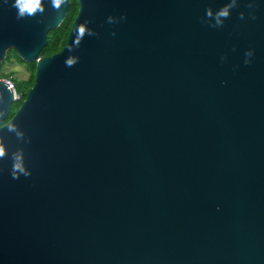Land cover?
<instances>
[{"label":"water","instance_id":"1","mask_svg":"<svg viewBox=\"0 0 264 264\" xmlns=\"http://www.w3.org/2000/svg\"><path fill=\"white\" fill-rule=\"evenodd\" d=\"M13 4L0 64L35 80L4 123L0 79V264H264V0H77L50 56L69 0Z\"/></svg>","mask_w":264,"mask_h":264},{"label":"trees","instance_id":"2","mask_svg":"<svg viewBox=\"0 0 264 264\" xmlns=\"http://www.w3.org/2000/svg\"><path fill=\"white\" fill-rule=\"evenodd\" d=\"M70 7H69V14H67L65 20L62 22V24L55 30L49 31L47 34V44L46 46L41 50V56H50L57 52H59L65 45L66 39L69 33V30L71 28V25L73 23L74 18L77 15L78 12V4L77 0H69ZM15 52L14 50H11L7 53L6 59H9L11 55H13ZM22 63V61H20ZM28 69L30 70L31 74L26 81H18L19 85H24L27 90L19 88V91H16L17 93H21L20 95V101L18 105L19 107L21 102L25 99L27 92L29 89L33 86L34 80H35V63H28L27 64ZM5 78H11L14 82L15 79L12 78V73H0V79ZM15 86V85H14ZM14 114V110L10 113L8 118L4 121V123L8 122ZM3 123V124H4Z\"/></svg>","mask_w":264,"mask_h":264},{"label":"clouds","instance_id":"3","mask_svg":"<svg viewBox=\"0 0 264 264\" xmlns=\"http://www.w3.org/2000/svg\"><path fill=\"white\" fill-rule=\"evenodd\" d=\"M53 6L59 8L63 3V0H52ZM13 7L17 9V19L24 18L25 16H34L38 11H43L42 8V0H14ZM229 7L219 10L216 14L218 22L220 18L226 19L229 15ZM208 16H211L212 13L209 11L206 13ZM80 34L83 35L84 29L80 28ZM69 66H71L72 62L69 61ZM245 64H248V61H245ZM4 155L3 149H0V156ZM17 176H13V179H16Z\"/></svg>","mask_w":264,"mask_h":264},{"label":"rangeland","instance_id":"4","mask_svg":"<svg viewBox=\"0 0 264 264\" xmlns=\"http://www.w3.org/2000/svg\"><path fill=\"white\" fill-rule=\"evenodd\" d=\"M69 14V10L68 13ZM11 51L8 50V52ZM7 52V53H8ZM7 57V54H6ZM20 61H22L20 59V57L16 54V52L10 56L9 59H3L1 64H0V73H12V78L15 79L14 80V85H15V89L16 91H19V88L25 89V91L27 90V88L22 84L19 85L18 81H26L28 80L31 72L27 67L26 62L22 61V63H20ZM19 95H21V93H18ZM20 101V100H19ZM19 101H15L12 105V109H16V106L18 105Z\"/></svg>","mask_w":264,"mask_h":264},{"label":"built area","instance_id":"5","mask_svg":"<svg viewBox=\"0 0 264 264\" xmlns=\"http://www.w3.org/2000/svg\"><path fill=\"white\" fill-rule=\"evenodd\" d=\"M3 80L5 81V84L7 85V87L13 92L14 101H19L20 95L16 92V89H15V86H14L12 79L11 78H5Z\"/></svg>","mask_w":264,"mask_h":264},{"label":"flooded vegetation","instance_id":"6","mask_svg":"<svg viewBox=\"0 0 264 264\" xmlns=\"http://www.w3.org/2000/svg\"><path fill=\"white\" fill-rule=\"evenodd\" d=\"M18 108V107H17ZM17 108L16 109H14V113L16 112V110H17ZM13 111V109H11V112ZM14 115V114H13Z\"/></svg>","mask_w":264,"mask_h":264}]
</instances>
